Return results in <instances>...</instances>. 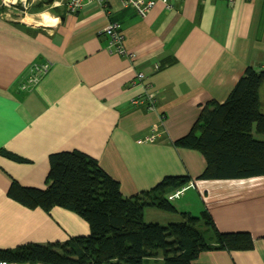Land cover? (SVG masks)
<instances>
[{
  "label": "crops",
  "instance_id": "0c3cea01",
  "mask_svg": "<svg viewBox=\"0 0 264 264\" xmlns=\"http://www.w3.org/2000/svg\"><path fill=\"white\" fill-rule=\"evenodd\" d=\"M67 2L30 0L20 18L19 5L0 0V247L88 234L73 211L31 209L7 196L13 180L45 187L49 154L78 149L96 158L125 196L150 191L165 176H189V188L172 200L173 215L202 224L208 214L218 230L253 237L251 249L200 251L193 263L264 264V175L199 179L202 154L174 145L201 105L224 100L247 66L264 65V0H177L144 17L122 0H84L73 13ZM29 9L59 22H28ZM111 23L119 25L124 54L109 47L104 30ZM44 64L30 85L33 68ZM155 123L160 136L139 142Z\"/></svg>",
  "mask_w": 264,
  "mask_h": 264
},
{
  "label": "trees",
  "instance_id": "16d2710c",
  "mask_svg": "<svg viewBox=\"0 0 264 264\" xmlns=\"http://www.w3.org/2000/svg\"><path fill=\"white\" fill-rule=\"evenodd\" d=\"M264 66V65H263ZM247 66L222 101L201 105L197 121L175 146L195 149L205 159L199 179H234L264 175V67ZM4 151V150H3ZM19 162L16 154L4 152ZM45 187L11 181L7 196L27 208L49 212L55 206L79 215L87 235L65 241L0 247V262L28 264H196L205 250L227 252L253 248L248 231L224 232L206 214L161 224L145 221V209L175 214L167 196L190 181L186 175L165 176L150 191L125 196L119 181L93 156L78 150L49 154Z\"/></svg>",
  "mask_w": 264,
  "mask_h": 264
},
{
  "label": "built area",
  "instance_id": "2783aa9c",
  "mask_svg": "<svg viewBox=\"0 0 264 264\" xmlns=\"http://www.w3.org/2000/svg\"><path fill=\"white\" fill-rule=\"evenodd\" d=\"M83 1L84 0H68L66 4L67 11L71 13L76 12L81 8ZM90 1L96 2L97 4L103 6L109 0H90ZM175 1L177 0H122V3L125 6L132 7L140 17H144L156 4L160 3L164 5V7L166 8H171ZM228 1L232 2L233 0H228ZM29 3L30 0H18V2L14 4L21 6L22 9L21 12H24V10H26ZM104 34L109 39V47L112 48L114 46L117 48L119 53L121 54L125 53V49H123L121 45L122 35L120 33L119 25L117 23L109 24L105 28ZM109 50L112 52L110 48ZM47 69H48L47 64L35 66L31 72L30 79L28 80L29 84L33 85L40 78V76L46 72ZM152 103L153 101H150L147 102V104L145 105H147L148 108H153L154 105ZM161 130L162 129L160 123H155L150 127L148 134L144 138L138 139V141L153 142L160 136ZM187 188H189V185H184L175 189L173 192L169 194L168 199L173 200L181 196L187 190ZM0 264H2V262H0Z\"/></svg>",
  "mask_w": 264,
  "mask_h": 264
},
{
  "label": "rangeland",
  "instance_id": "374dc122",
  "mask_svg": "<svg viewBox=\"0 0 264 264\" xmlns=\"http://www.w3.org/2000/svg\"><path fill=\"white\" fill-rule=\"evenodd\" d=\"M17 7V12L19 13L18 15H19V17L21 18L22 16H20V14H21V11H22V9L19 7V6H16ZM24 11H27V10H24ZM29 17H30V21L31 22H41V20H42V15L41 14H39V15H36V16H32L31 14H30V9H29V11H28V14H27ZM41 15V16H40ZM195 150V149H194ZM178 198V197H177ZM172 203H173V201H172ZM151 208H146L145 209V215H144V217H145V221H154V222H159V223H161V224H166L168 221H170V220H172V219H177L178 218V220L180 219V220H182V221H186V220H188L189 218L188 217H186V218H180V216H176V215H173V214H167V213H164V212H159V211H157V213L158 214H155V215H151L149 212V210H150ZM152 210V209H151Z\"/></svg>",
  "mask_w": 264,
  "mask_h": 264
},
{
  "label": "clouds",
  "instance_id": "9594fccd",
  "mask_svg": "<svg viewBox=\"0 0 264 264\" xmlns=\"http://www.w3.org/2000/svg\"><path fill=\"white\" fill-rule=\"evenodd\" d=\"M11 2L14 4V3H17L18 2V0H11ZM5 3H7V0H5ZM43 16H44V18L46 19V20H48V19H50V17L48 16V14L47 13H44V14H42ZM28 22H31L30 21V19L28 20ZM59 22V19L58 18H54V19H52V23H58ZM186 185V184H185ZM184 186V185H183ZM177 189V188H176ZM168 196H169V194H168ZM168 196H167V198H168ZM169 200V199H168ZM174 200V199H173ZM170 201H172V200H170Z\"/></svg>",
  "mask_w": 264,
  "mask_h": 264
},
{
  "label": "bare ground",
  "instance_id": "6f19581e",
  "mask_svg": "<svg viewBox=\"0 0 264 264\" xmlns=\"http://www.w3.org/2000/svg\"><path fill=\"white\" fill-rule=\"evenodd\" d=\"M44 14V13H43ZM49 17H50V19H48V20H46L45 18H44V16L42 15V24L43 25H45V26H48V25H51V24H53L52 23V19H54L53 17H51L50 15H48ZM29 19H27V21H28Z\"/></svg>",
  "mask_w": 264,
  "mask_h": 264
},
{
  "label": "water",
  "instance_id": "95a60500",
  "mask_svg": "<svg viewBox=\"0 0 264 264\" xmlns=\"http://www.w3.org/2000/svg\"><path fill=\"white\" fill-rule=\"evenodd\" d=\"M45 1H47V0H45Z\"/></svg>",
  "mask_w": 264,
  "mask_h": 264
}]
</instances>
